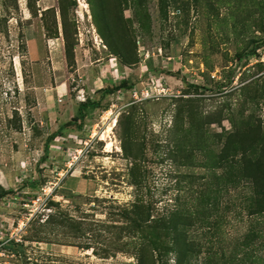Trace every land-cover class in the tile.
<instances>
[{
	"label": "rangeland",
	"instance_id": "1",
	"mask_svg": "<svg viewBox=\"0 0 264 264\" xmlns=\"http://www.w3.org/2000/svg\"><path fill=\"white\" fill-rule=\"evenodd\" d=\"M63 5L0 0V264H138L117 211L137 193L154 217L177 198L192 209L188 188L221 173L209 160L214 133L264 127V0ZM121 81L132 87L102 94ZM134 103L137 188L123 149ZM201 135L203 154L189 164L186 138ZM246 216L230 208L190 264H264L260 238L248 237L264 232V216Z\"/></svg>",
	"mask_w": 264,
	"mask_h": 264
},
{
	"label": "trees",
	"instance_id": "2",
	"mask_svg": "<svg viewBox=\"0 0 264 264\" xmlns=\"http://www.w3.org/2000/svg\"><path fill=\"white\" fill-rule=\"evenodd\" d=\"M60 1L61 12L65 13L63 0ZM68 52V50H67ZM127 81H121L113 87L102 89V94L110 93L120 89L131 88ZM246 89V88H242ZM99 101H96L97 105ZM94 105V102L92 103ZM89 102L81 104L76 119L82 118V108H88ZM137 104H132L126 116V123L129 132V147L123 146L126 158L131 166L129 171L132 175L131 183L137 187L141 185L144 169L137 163V156L141 152L139 143H133V136L137 130L134 126V109ZM130 112V113H129ZM190 125L194 127L191 119L192 107L185 108ZM247 123V122H246ZM198 127V125H197ZM261 122L255 124H244L243 127L235 126L229 132L222 134L214 133V136L221 143L214 156H209L213 166L216 165L221 173H214L215 181H208L199 184L195 190L191 187L188 191L194 195V206L192 209L185 207V200L175 199V203H180V207L171 208L168 212L154 217L151 215L149 205L144 202L142 194L137 193L136 198L129 204L123 205L117 214L121 217V224L117 225L119 232L132 234L134 241H130L133 253L138 257V264H169L162 256L174 257L173 264H190L191 260L201 253V250H208L213 244L220 221L224 220L230 208L234 213L246 212L247 216H264V131ZM199 129V127H198ZM190 130V129H189ZM204 135L194 139H187L190 146L181 156L187 163L191 164L194 155H202L201 141ZM48 149V148H47ZM187 173V178H193ZM189 184H193L190 182ZM196 184V183H195ZM191 189V190H190ZM6 190L0 189V195ZM229 199L221 209L220 205L226 195ZM241 197V201L235 204V200ZM238 198V199H239ZM232 207H231V206ZM186 210L184 213L180 210ZM246 216V217H247ZM189 221H188V220ZM260 238V248L264 249V232L259 229H252L248 232V237ZM124 244V243H123ZM250 245V244H249ZM160 256V259H154ZM192 258V259H191ZM191 259V260H190ZM253 260V261H251ZM247 264H257L260 260L258 255H254Z\"/></svg>",
	"mask_w": 264,
	"mask_h": 264
},
{
	"label": "bare ground",
	"instance_id": "3",
	"mask_svg": "<svg viewBox=\"0 0 264 264\" xmlns=\"http://www.w3.org/2000/svg\"><path fill=\"white\" fill-rule=\"evenodd\" d=\"M113 125V124H112ZM112 125H110L109 127H108V130H109V128L112 126ZM111 144L110 143H107V147H109Z\"/></svg>",
	"mask_w": 264,
	"mask_h": 264
}]
</instances>
